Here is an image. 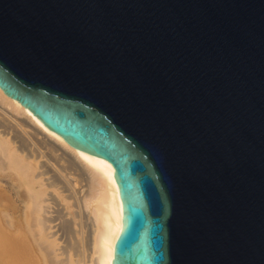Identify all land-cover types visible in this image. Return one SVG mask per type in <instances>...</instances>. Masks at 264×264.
I'll return each mask as SVG.
<instances>
[{
	"label": "water",
	"instance_id": "obj_1",
	"mask_svg": "<svg viewBox=\"0 0 264 264\" xmlns=\"http://www.w3.org/2000/svg\"><path fill=\"white\" fill-rule=\"evenodd\" d=\"M0 88L113 166L111 264H264V0H0Z\"/></svg>",
	"mask_w": 264,
	"mask_h": 264
},
{
	"label": "bare ground",
	"instance_id": "obj_2",
	"mask_svg": "<svg viewBox=\"0 0 264 264\" xmlns=\"http://www.w3.org/2000/svg\"><path fill=\"white\" fill-rule=\"evenodd\" d=\"M0 110V168L29 181L22 192L19 177L0 174V264H111L122 228L111 163L70 145L1 88Z\"/></svg>",
	"mask_w": 264,
	"mask_h": 264
},
{
	"label": "rangeland",
	"instance_id": "obj_3",
	"mask_svg": "<svg viewBox=\"0 0 264 264\" xmlns=\"http://www.w3.org/2000/svg\"><path fill=\"white\" fill-rule=\"evenodd\" d=\"M0 112H1V110H0ZM5 166H7V165H5ZM0 174H3V175H5V174H11V175H13L12 177L14 178H16V181L18 180V179H20V177L19 176H17L16 174L14 175V170L12 169V168H10V167H4V168H0ZM17 176V177H16ZM19 177V178H18ZM18 178V179H17ZM27 178L26 177H22L21 179H20V182L22 183V184H20V182H16V184L18 185H16L17 186V188L20 190V188L19 187H21V190L20 191H22V192H27L28 191V189H25V187L26 188H28L29 186H27L28 184H29V181L28 180H26ZM26 180V181H25ZM26 183H27V185H26ZM25 185V187H24V185ZM49 189H52V191L51 190H49ZM48 190L49 191H51V192H54L57 196H61V194H64L63 192H61V190H60V188H57V187H48ZM58 191V192H57ZM61 192V193H60ZM60 193V194H59Z\"/></svg>",
	"mask_w": 264,
	"mask_h": 264
}]
</instances>
